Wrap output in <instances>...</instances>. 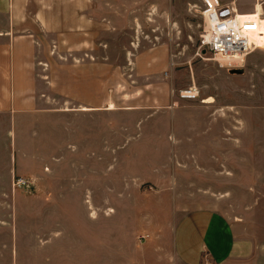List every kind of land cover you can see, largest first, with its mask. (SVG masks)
<instances>
[{"label":"crops","instance_id":"1","mask_svg":"<svg viewBox=\"0 0 264 264\" xmlns=\"http://www.w3.org/2000/svg\"><path fill=\"white\" fill-rule=\"evenodd\" d=\"M121 3L0 0V264H252L264 110L199 97L142 39L160 0Z\"/></svg>","mask_w":264,"mask_h":264},{"label":"rangeland","instance_id":"2","mask_svg":"<svg viewBox=\"0 0 264 264\" xmlns=\"http://www.w3.org/2000/svg\"><path fill=\"white\" fill-rule=\"evenodd\" d=\"M120 9L127 12L134 5H124L121 0ZM222 3H233L238 13L244 19H251L255 24L264 25V0H221ZM163 13L158 9H151V16L141 22L142 30L146 33L144 43L164 42L174 48L178 61L177 68L181 69V78L185 79L183 68L194 65L196 82L200 88L199 97H215L220 103L247 104L249 109L264 110V48L253 51L248 57L245 74L248 77L230 76L229 69L221 68L219 63L212 58V54L201 46L200 34L203 30V16L201 15V0H160ZM150 6L143 2L139 4L138 15L144 18V13ZM253 23V24H254ZM249 27V26H246ZM111 40V38H107ZM117 44H128L129 38L119 36L115 39ZM183 76V77H182ZM241 88H246L247 92ZM187 89V88H186ZM202 89V90H201ZM243 93V96L241 95ZM247 93L246 98L244 94ZM261 167V166H260ZM264 167V166H263ZM261 194V193H260ZM255 199L250 197V200ZM261 221L264 222V195L258 198ZM264 243V230L260 234ZM261 242V243H262ZM251 264V262H250ZM252 264H264V245L257 253Z\"/></svg>","mask_w":264,"mask_h":264},{"label":"built area","instance_id":"3","mask_svg":"<svg viewBox=\"0 0 264 264\" xmlns=\"http://www.w3.org/2000/svg\"><path fill=\"white\" fill-rule=\"evenodd\" d=\"M201 15L204 20L200 34L201 46L212 54L221 68H243L253 51L264 48L249 37L246 26H252L253 20H240L233 6L222 3L221 0H202ZM180 94L183 97H194L198 90L191 86ZM31 184L30 180L24 178H18L14 182L15 186Z\"/></svg>","mask_w":264,"mask_h":264},{"label":"bare ground","instance_id":"4","mask_svg":"<svg viewBox=\"0 0 264 264\" xmlns=\"http://www.w3.org/2000/svg\"><path fill=\"white\" fill-rule=\"evenodd\" d=\"M236 13L239 19L243 21V18L238 13L237 9H236ZM246 29L249 33V37L251 38V40L256 41V44L260 46H264V25H262L261 23L258 24L254 23L252 26L246 27Z\"/></svg>","mask_w":264,"mask_h":264},{"label":"water","instance_id":"5","mask_svg":"<svg viewBox=\"0 0 264 264\" xmlns=\"http://www.w3.org/2000/svg\"><path fill=\"white\" fill-rule=\"evenodd\" d=\"M243 69H232L231 72L232 73H243Z\"/></svg>","mask_w":264,"mask_h":264}]
</instances>
